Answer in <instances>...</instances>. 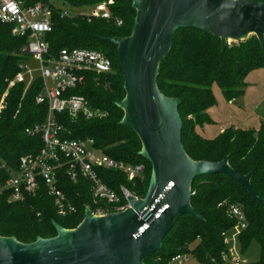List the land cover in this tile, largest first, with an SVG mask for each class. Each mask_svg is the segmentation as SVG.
Listing matches in <instances>:
<instances>
[{"label": "trees", "instance_id": "trees-1", "mask_svg": "<svg viewBox=\"0 0 264 264\" xmlns=\"http://www.w3.org/2000/svg\"><path fill=\"white\" fill-rule=\"evenodd\" d=\"M102 1L105 0H26L28 4L46 2L53 8L54 27L46 35L50 54L56 55L65 47H89L105 51L112 59V72H87L84 84L72 91L84 95L101 114L73 118L62 112L57 117L71 130L70 137H91L104 153L128 163L143 164V174L134 180L115 170H101V175L116 189L123 184L145 197L152 164L140 154L142 145L137 132L121 123L124 111L118 102L126 95L123 68L118 46L104 39L131 35L137 11L132 0H114L111 19L89 20L83 9ZM63 9L71 14L63 16ZM116 17L123 19L122 25H117ZM27 42L28 37L14 35L11 26L0 22V100L20 71L19 65L31 58L21 51ZM257 68L264 69V42L256 35L223 47L221 37L207 30L175 31L171 47L159 65L158 85L165 95L181 100L178 109L184 148L197 161L218 162L228 157L238 173H252L250 183L257 196L226 174L197 176L192 182L191 191L195 193L191 204L202 218L181 215L165 236L162 248L145 259L146 264H169L178 254H193L202 264H221L223 253L228 252L227 234L237 222L230 213L232 205H240L247 218V228L239 234L242 251L257 240L261 258L252 264H264V121L258 130L231 127L215 139L203 138L196 130L213 123L207 112L214 103L213 84L217 83L229 98H235L244 89L249 72ZM25 86L21 82L9 88L0 111V182L18 168L22 155L37 152L43 145L40 135L31 137L25 133L26 127L43 122L47 116L48 103L36 102L43 79L37 77L26 91ZM62 187L78 206L77 213L66 217L57 213L54 199L45 190L22 201H11L8 194H0V235L31 243L38 237L57 235L54 221L65 228L77 227L84 218L85 204L95 210L89 184L83 179L74 183L64 177Z\"/></svg>", "mask_w": 264, "mask_h": 264}, {"label": "water", "instance_id": "water-1", "mask_svg": "<svg viewBox=\"0 0 264 264\" xmlns=\"http://www.w3.org/2000/svg\"><path fill=\"white\" fill-rule=\"evenodd\" d=\"M137 10L131 35L104 37L118 46L124 73L125 110L121 123L142 140L140 154L150 160L152 174L144 199L104 216L87 209L75 228L54 221L57 235L25 243L0 235V264H146L183 214L202 216L191 204L193 180L223 173L256 194L252 173L243 175L226 157L218 162L192 159L182 142L181 100L158 85L159 64L179 28L207 30L222 39L242 40L254 32L264 42V2L256 0H132ZM130 109L129 111L127 109ZM147 214L144 218L139 212ZM154 220L148 224L150 220Z\"/></svg>", "mask_w": 264, "mask_h": 264}, {"label": "built area", "instance_id": "built-area-1", "mask_svg": "<svg viewBox=\"0 0 264 264\" xmlns=\"http://www.w3.org/2000/svg\"><path fill=\"white\" fill-rule=\"evenodd\" d=\"M112 1H102L83 13L89 20L94 17L111 19ZM61 14L69 16L71 12L63 9ZM115 21L119 26L123 24L122 18L116 17ZM0 22L11 26L14 35L28 37V42L21 51L40 63L41 72L37 76H33L26 62L21 63L20 71L10 81L9 88L22 82L26 85V91L37 77H41L43 88L37 95L36 102L48 103L45 120L25 129V133L31 137L41 136L42 147L37 152L20 157L18 168L0 182V194H8L11 201H22L30 194L45 190L54 199L57 213L62 217L78 212V206L62 187L64 177L74 183L83 179L89 184L95 210L85 204L84 217L87 209L96 216H104L127 210L132 205V198L144 199L126 185L121 184L116 189L106 183L101 175V170H115L125 173L129 180H134L143 174V164L128 163L104 153L91 137H70L71 130L57 117V113L62 112H68L73 118L79 115L91 118L101 114L92 108L84 95L72 91L84 84L87 72H112L113 62L109 55L103 50L89 47H65L56 55L50 54L46 35L53 30L54 20L53 8L46 2L28 4L26 0H0ZM9 88L0 100V111L5 105ZM194 193L191 191V195ZM230 213L236 219L235 226L240 228L241 233L247 228L244 210L240 205H232ZM146 215L143 211L139 212L141 218ZM153 220L154 218L148 224ZM225 254L223 253L221 264H228ZM184 258L186 259V255L178 254L169 264H182ZM243 261L236 259L231 260V263L240 264Z\"/></svg>", "mask_w": 264, "mask_h": 264}, {"label": "rangeland", "instance_id": "rangeland-1", "mask_svg": "<svg viewBox=\"0 0 264 264\" xmlns=\"http://www.w3.org/2000/svg\"><path fill=\"white\" fill-rule=\"evenodd\" d=\"M111 4H116V2L113 0ZM90 8L91 7H85L83 10L87 12ZM253 35L256 34L250 32L245 39L242 40H246ZM239 41L241 40L231 38L229 43H237ZM26 63L32 70L33 76L40 74V63L38 60L31 57ZM245 83L244 89L235 98H229L217 83L213 84L212 93L214 103L207 109L213 123L206 125L209 126L211 130L208 135L205 134V130L202 128L200 130L201 133L198 132L203 138L215 139L223 130L231 127L254 130L259 129L261 123L264 121V69L257 68L250 71L245 79ZM123 111L125 116V110L123 109ZM142 149L143 145L140 151ZM239 234L240 228L238 226H234L227 234L228 252L225 254V258L228 260V264H232L231 260L236 259L244 260L240 264H252L257 262L261 258L260 244L257 240H253L246 251L243 252L239 242ZM185 255L186 259H183L182 264H202L193 254H184V256Z\"/></svg>", "mask_w": 264, "mask_h": 264}, {"label": "crops", "instance_id": "crops-1", "mask_svg": "<svg viewBox=\"0 0 264 264\" xmlns=\"http://www.w3.org/2000/svg\"><path fill=\"white\" fill-rule=\"evenodd\" d=\"M204 128H205V129H204ZM202 129L205 130V134H206V135H208V134H209V131H211L209 126L203 127ZM197 130H198V132H200L201 128L198 127ZM200 133H201V132H200ZM209 136H211V135H209Z\"/></svg>", "mask_w": 264, "mask_h": 264}, {"label": "bare ground", "instance_id": "bare-ground-1", "mask_svg": "<svg viewBox=\"0 0 264 264\" xmlns=\"http://www.w3.org/2000/svg\"><path fill=\"white\" fill-rule=\"evenodd\" d=\"M231 39V38H230ZM128 111L130 110L129 108L127 109Z\"/></svg>", "mask_w": 264, "mask_h": 264}]
</instances>
